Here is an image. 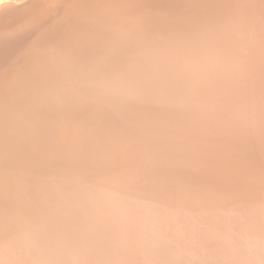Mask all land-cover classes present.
Masks as SVG:
<instances>
[{
    "label": "clouds",
    "instance_id": "obj_1",
    "mask_svg": "<svg viewBox=\"0 0 264 264\" xmlns=\"http://www.w3.org/2000/svg\"><path fill=\"white\" fill-rule=\"evenodd\" d=\"M244 49L237 56L207 35L156 36L96 80L98 102L159 113L117 139L109 166L21 185L0 216V264H264V197L232 202L161 179L208 125L254 122V37Z\"/></svg>",
    "mask_w": 264,
    "mask_h": 264
},
{
    "label": "bare ground",
    "instance_id": "obj_2",
    "mask_svg": "<svg viewBox=\"0 0 264 264\" xmlns=\"http://www.w3.org/2000/svg\"><path fill=\"white\" fill-rule=\"evenodd\" d=\"M96 1L98 0H29V2L23 4L22 6L20 5L21 7H15L11 11H8L0 16V24L4 25L6 28H10V26L20 27L21 24L23 25V23H25L30 16L41 15L45 13L49 7L53 8L49 10V13L45 14L46 16L51 14L53 10L55 12L61 10L60 12H62L63 10L65 11L66 7H70V9H67V13L63 14H67L63 18H61L63 16L61 13L58 14L57 18H61L59 21H56L52 25H49L48 23L45 27L42 25L44 28H41V30L38 29V31H36L35 29V35H39L37 33L41 32L40 35L43 33V36L40 37L39 35L37 39L33 40V46L29 47V49L27 48L28 51L26 50V54L23 55L25 48L19 49L18 47V51L15 53L13 58L10 56L11 59L0 60V148L5 149L2 152L0 151V171L2 170L0 175L3 177L5 176L10 181V184L5 186L6 189L4 187V189L6 191L9 190L10 193L7 195L0 194V200L6 199L4 200L5 204H0L1 216H3L6 211H10L19 187L23 184L31 183L36 177L30 167L39 159L38 155H45L44 158H48L47 161L49 167H47L49 169L46 168L45 170L47 175L56 174L60 170L66 168V166L69 167V163L74 165V167L87 169L95 168V164H97L98 161L103 162L105 166H109L111 161L106 159V157L113 149L117 139L126 134L124 132H128L130 130L131 127H128L129 123L133 126L137 121H140L142 119L138 116L140 113L143 114V116L145 114L149 119L155 118V114L159 113V110L154 108V110H152V108L140 109L137 114H131L126 117L128 110H110L103 119L98 121L101 125L99 126V123L96 125L95 131L92 132V135H89L85 144L82 143L79 145L78 141L71 143L66 140V145H63V150L60 153H57L56 150L55 153L54 151L52 152L51 148L52 146H55H51L48 143V140L51 137L49 128H51L50 126L52 121L50 119V114L54 112V107L51 105L50 107L48 103L51 102V100H57V97L67 99L66 96H69V93L66 89L69 86H81L82 80L79 78L82 77L80 65L83 59H90L91 55L87 56L86 54H88V51L92 49V46L100 40L95 33H100L101 31L103 32L107 23L106 21L100 19L99 15L101 8L95 6ZM99 1L103 2V0ZM113 1L115 0H112V2ZM220 1L222 2L223 0ZM259 1L262 2V0ZM146 2L148 1L146 0ZM253 3L254 5L256 4V2ZM254 5L247 4V7L245 8V13L247 14L239 15L237 24L234 23L232 27L230 26L231 24L225 23L224 25L217 24L221 28H218L216 25V29L211 28V24L214 23L209 21L210 18L212 19L209 12L206 14L208 19L202 23H196L195 29L190 33V31L186 30L183 22L186 24L195 23L194 21H191L192 19L188 18V21H186L187 19H182L180 17V20L183 22H177L166 17L163 18V21H161L162 18H158V15L154 14L156 11L150 10H148L150 18L144 17L145 19H142L143 21H139L134 24L135 20H132L133 17L131 15H133L134 12L135 14L136 12L139 13L143 7L140 9H134L130 0H117L116 5H113L114 7H112L111 11L109 10L111 12V15L109 16L111 19L109 20L110 23H115V21L119 22L120 26L117 29H111L113 32L111 34L112 37L107 35L109 37L102 38L101 41L110 43L114 37L116 41L120 43L118 44L119 48H122V50H125L127 53L130 52L135 56L144 41L152 39L156 36H167L169 34H175L178 36L207 35L209 38L215 39L222 47L221 42L227 37L234 36L231 40L224 42L227 43L226 46L228 43L231 44L235 37L237 38L238 36L240 39V35H247V39L250 36L259 38L256 39V52L258 49V52H264V30H261L264 29V27L260 29L259 26L261 24L257 25L256 22L258 19H262L260 17L261 12L253 10L255 8ZM211 14H214V12ZM222 19L227 21L223 17L219 20ZM146 21L148 22L147 26H151L152 28H149L151 29V32L148 34V37L144 38L140 28H144L141 23ZM176 22L177 24L175 25ZM20 28H24V25ZM7 30H5V32ZM28 31L29 29L26 32ZM34 32L31 33L34 35ZM1 34L4 36L3 33ZM6 35L7 34H5L4 37H6ZM22 35L24 36V34ZM1 39L3 40V38L0 37L2 44ZM5 41L7 44V40ZM12 43L14 44V42ZM12 43H10V45ZM234 43H237V41H234ZM244 44L245 43H241L240 47L242 49L238 51V55L245 50ZM112 53L115 54V51H112ZM17 54L19 55V59L22 60V64L19 65V67L16 65L12 69H8L9 62L15 58L18 59ZM109 56V52L105 51L101 55V58L107 59ZM130 58L131 56L123 59L122 65L124 66ZM256 61L261 65V70H257V73H259L260 76L256 78L254 84H256V86L263 87L264 56H261L260 58L256 57L255 62ZM112 72L113 69L111 68V72L108 71L104 78L110 76ZM48 97L50 99L47 103ZM91 98L92 97L75 100L78 107H82L83 115H86V109L92 106L91 103H87V101ZM50 110L53 111L50 113ZM257 116L258 114L255 112L254 122H258L259 119ZM70 121L72 120H70L69 116L64 125L67 126V123ZM224 123L225 122L213 124L216 128V134L227 131L224 129ZM81 126H84V124L81 123ZM103 126H105V132H99L98 129L101 130ZM263 130L264 128L262 127L259 131V135L253 133L252 131L249 136L247 135L248 133L245 134L246 128L244 126L240 127L237 125L236 131L234 129V134H231L232 139L235 141L237 148L239 149V151H237L239 155L236 156L237 160L234 159V162H236L238 166L240 165L242 168L241 173L245 174L244 180H242L243 178L241 179L243 182L239 181L243 185L245 183L248 184L250 182L249 179L254 181V183L259 180L253 176L252 171L254 170V172L260 173V169L258 170V168L261 167L264 161V143L261 144L260 140L264 138ZM202 134L204 135L202 136ZM94 135L95 139L93 138ZM205 135V130H202L199 133L197 143L192 150L197 153L199 149L202 150L203 154L201 153V156L203 157V160H207L208 155L218 146L217 143L211 144V142L214 141L213 139L207 140L206 138H203ZM248 139L253 142L248 143ZM96 143H99V145ZM63 144H65V142H63ZM76 146H78L75 151L76 158H74V161L71 163V157L69 154ZM49 152L54 153L53 158L51 157L53 154L51 155ZM194 154H192V156ZM11 161H15L16 165L13 166ZM225 167L226 165H223L222 169ZM9 169L13 170V172L9 171ZM218 173L221 175V178L219 177V181L222 184V194L227 195L232 189L231 187H228L229 182H233V180L238 181V179L227 174L226 168L223 172L219 171ZM12 179L14 180L12 181ZM215 180L216 174L214 175V179L212 181L215 182ZM226 184L228 186H226ZM239 193L240 192L238 191L234 192V194L237 195H239Z\"/></svg>",
    "mask_w": 264,
    "mask_h": 264
},
{
    "label": "rangeland",
    "instance_id": "obj_3",
    "mask_svg": "<svg viewBox=\"0 0 264 264\" xmlns=\"http://www.w3.org/2000/svg\"><path fill=\"white\" fill-rule=\"evenodd\" d=\"M116 1L117 0H115L113 2H112V0H103V2H101L98 0L95 3V6L101 8L100 15H99L100 19L106 21L107 23L103 29V32L101 31L100 33H95L96 36L98 38H100V40L95 45L92 46L93 50L90 49V51H88V54H86L87 56L91 55L90 59L89 60L83 59L81 65H80L82 77H79V78L82 80L81 86H69L66 89V91L69 93L68 94L69 96H66L67 99L57 97L58 98L57 100H51V102H49L50 98L49 97L47 98V103L49 102L48 105L49 106L51 105L54 107V112L52 114H50V119L52 121L51 126H50L51 128H49V130L51 132V137L48 140V143L51 146L52 145L55 146V147L52 146V148H51L52 152L54 151V153H55V150L57 153L58 152L60 153L63 150V145H66V140L68 142H71V143L78 141L79 145L82 143L85 144L86 143L85 141L89 137V135H92V132L95 131V129H96L95 127L99 123L98 121L100 119H103L104 116L110 110L116 111V109L110 108L109 106H106L105 104L98 102L96 99V93H95V89H94V85H95L96 80L103 79L105 77V74L108 71L111 72V68L114 71L118 68L123 67V65H122L123 61L122 60L126 59V57H129V56L133 57L134 56L130 52L127 53L125 50H122V48H119L118 44H120V43L117 42L114 37L110 43L101 41L102 38L109 37L107 35L111 36V34L113 33L111 29H117L120 26L119 22L115 21V23H112V22L110 23V20H109V19H111V18H109V16L111 15L110 11L112 10V7H114L113 5H116ZM147 1L148 2H146V0H130V3H132V5H133L132 7H134V9H136V8L140 9L143 7V9L139 13L136 12V14H135V12H134V14L131 15L133 17L132 20H135L134 24H136L139 21H143L142 19L150 18V15L148 13V10H150V11H156V13H154V14H157L158 18L159 17L162 18L161 21H163V18H166V17L170 18L171 20L177 21V22H183L182 20H180V17L182 19H187L186 21H188V18L192 19L191 21H194L195 23L186 24L185 22H183V25L186 27V30L190 31V33L193 32V30L195 29L196 23H202L208 19V17H206V14L209 12H210V15L212 17V19L210 18L209 21L211 23H214V24L210 23L211 28L216 29V26L218 28H221L217 24L224 25L225 23L231 24L230 26L232 27V25L234 23L237 24V20L239 19L238 18L239 15L247 14V13H245L246 12L245 8L247 7V4L254 5L253 2H256V4L254 5L255 8L253 10H255L256 12L260 11L261 12L260 17L262 18V19H258V21H256V22H257V25L261 24L260 25L261 27L259 26L260 29L262 27H264V17H263L264 16L263 15L264 14V0H262V2L259 0H223L222 2L220 0H153V2H152V0H150V1L147 0ZM27 2H29V0H0V16L7 13L8 11H11L15 7H21L23 4H25ZM149 2H150V4H149ZM153 3H155V4H153ZM51 8H53V7H51ZM51 8L49 7V9L46 10L45 13H43V14L40 13L41 15L30 16L25 21V23H23L25 29L20 28L23 26L21 24V26L19 25L20 27H18V26H16V27L10 26V28L7 27L9 30L8 31L4 25L0 24V26L2 28L3 27L5 28V29L4 28L2 29L0 27V29H2L0 31H4V32H0V35H1L0 37L3 38V40H4L3 41L1 39L2 44L0 41V44H1L0 45V47H1L0 48V50H1L0 51V60L11 59V57L13 58L15 53H17V51H18V47H19V49L25 48V50L23 51L24 52L23 55L26 54L29 47L33 46L32 45L33 40L37 39L41 33V32H38L37 34H39V35H35V32H34L35 29H36V31H38V29L41 30V28L43 29L46 25H48V23H49V25H52L53 23H55L56 21H59L61 18H63L65 15H67V14H65V15H63V14L67 13L68 8L70 9V7H66L65 11L63 10L62 12H60L61 10L56 11V12L53 10L51 14L46 16L45 14L49 13L50 12L49 10ZM212 12H214V14H211ZM59 13H61L63 15L61 18L60 17L57 18ZM142 13H146V14H142ZM192 15H193V17H192ZM8 16H10V15H8ZM222 17L227 21H224L223 19L219 20ZM216 21H218V22H216ZM177 22L175 23V25L177 24ZM147 23H148L147 21L141 23L144 26V28H140V31L143 33L144 38L148 37V34H150V32H151V29H149V28H152L151 26H147ZM163 23H162V27H163ZM35 24H37V25H35ZM169 27H171V26H169ZM28 29L30 32L29 31L26 32ZM158 29H159V27H158ZM5 30H7V31L5 32ZM18 30H19V33H18ZM24 30H26V31H24ZM217 30H219V29H217ZM261 30H264V29H261ZM109 31H111V32H109ZM31 32H34L35 36ZM1 33H3L4 36H5V34H7L6 37H4ZM13 33H15V34H13ZM22 34H24V36ZM15 35H17L19 38ZM26 36H28L29 38ZM41 36H43V33L40 35V37ZM184 36H187V35H184ZM7 37H9V38H7ZM233 37L234 36H230V37L225 38V40H223L221 42L222 48L223 47L231 48V50L233 51V53L235 55L243 56L245 53V50H243L239 55H238V51L242 49L240 47L241 43H245L247 41V35H240V39L238 38V36H237V38L235 37L231 43L234 45H231L228 43V45L226 46L227 43H224V42L231 40ZM10 39H11V41H10ZM256 39H259V38H255V41H256ZM5 40H7V44H6ZM16 41H18V42H16ZM234 41L235 42L237 41V43H234ZM12 42H14V44ZM10 43H12V44L10 45ZM23 46H25V47H23ZM120 46H122V45H120ZM105 51H108L109 55H110L107 59L101 58V55ZM112 51H115V54L112 53ZM258 51H259V49H258ZM258 51L256 52V57L260 58L261 56H264V52H258ZM20 56H22V55H20ZM17 57H18V59L15 58L14 60L9 62V65H8L9 68L8 69H12L16 65H17V67H19V65L22 64V60L19 59L18 54H17ZM257 70H259V71L261 70V65L259 63H257V61H256L255 65H254V83L256 81V78H258V76H260V74L257 73ZM83 79H85V80H83ZM75 85H76V83H75ZM254 88H255V94H256V98H257V107L255 109V112L258 114V116H257V118L259 119L258 122L255 121V122H252L251 124H233V123L225 122L224 123L225 124L224 129H226L227 131H223L220 134H218V133L216 134L215 125H213V124L208 125L207 127H205L203 129L206 131V135L203 138H206L207 140L213 139L214 141H212L211 144H216V143L218 144L216 149L208 155V159L203 160V157L201 156L202 150L199 149L198 153L192 151L188 158H186L185 160L180 162L172 170L165 173L161 177V179H163L167 182L187 183V184L195 185V186H198L201 189L205 190L208 193H213V194L224 196L232 202H238V201L247 200L250 198L259 200L262 197H264V174H263L264 173V161H263V164L261 165V167L258 168V170L260 169L259 170L260 173H256V172H254V170L252 171L253 176L255 178H258L259 180H257L256 183H254V181L249 179L250 182L248 184L247 183H245L244 185L241 184L239 181L244 180L245 174L241 173L242 168L240 167V165L238 166V164L236 162H234V159H236V156L239 155L237 152V151H239V149L237 148V145L231 136V134H234V129L236 131L237 125L240 127L244 126L246 128V133L245 132L244 133L245 134L248 133L247 135H249V136H250V133L252 131H253V133H256L259 135L260 129H262V127L264 128V108H262L259 104L260 97L264 96V86L260 87V86H256V84H254ZM88 97H92L89 101H87V103H91L92 106H90L88 109H86V115H83L82 114V112H83L82 107L81 106L78 107L75 100H80V99H84V98H88ZM50 109H53V108H50ZM139 110L140 109L128 110L126 113V117L131 115V114H133V115L137 114L139 112ZM152 110H154V109L152 108ZM52 111L53 110H50V113ZM156 115L157 114H155V117H156ZM69 116H70V120H72V121L67 123V126H66V125H64V123L69 118ZM138 116L142 118L141 120H148L149 119L148 117H146L145 114L143 116V114L140 113V114H138ZM88 119L93 121V122L89 121ZM75 123H77V124H75ZM81 123L84 124V126H81ZM100 125H101V123H99V126ZM128 127H132L131 123H129ZM250 127H251V129H250ZM98 131L99 132L100 131L105 132V126H103V128L101 130L98 129ZM109 131H108V133L110 134ZM263 132H264V130H263ZM124 133H127V132H124ZM112 134H114V133H112ZM203 135L204 134H202V136ZM93 138L95 139V135L93 136ZM263 139H260L261 144L264 143ZM249 140L250 139H248V141L247 140L246 141L248 143L253 142L252 140H250V141ZM63 142H65V144H63ZM96 144L99 145V143H96ZM77 148H78V146H76L72 150V152L69 154L71 157V163L74 161V158H76V152L75 151ZM3 150H5V149L0 148L1 152ZM52 152L51 153L49 152V153L51 155L53 154L51 156L53 158L54 153H52ZM192 154H194V155L192 156ZM44 156L38 155L40 160L38 159L34 163V165H32L30 167L33 170V174H35L36 176L47 175L45 170H46V168L49 167L48 161H47L48 158H44ZM11 163L13 164V166L16 165L15 161H11ZM223 165H226L225 168H226L227 174H229L232 177H236L238 179V181L233 180V182H229V186L226 184V186L232 188L230 190L231 194L228 193L227 195L222 194V191H221L222 184L219 181V177L221 175H219L218 172L219 171L223 172V170L225 169V168L222 169ZM33 166H34V168H33ZM103 166H105L103 162L98 161L97 164H95V168L96 167H103ZM69 167H74V165L69 163ZM69 167L66 166V168H69ZM9 171L13 172V170H10V169H9ZM0 172H2V170ZM16 172H17V170H16ZM215 174H216V180H215V182H213L212 180L214 179ZM13 180L14 179H12V181ZM222 183H223V181H222ZM251 183L253 186L251 185ZM7 184L9 185L10 181L5 176L3 177L0 175V194L7 195L10 193L9 190H7V191L5 190L6 189L5 186ZM258 184H260V185H258ZM4 187H5V189H4ZM237 191L240 192L239 195L234 194V192H237ZM230 195H231V197H230ZM231 198L233 200L235 198V200H237V201H235V200L233 201ZM4 200H6V199L0 200V204H3V203L5 204ZM0 216H1V214H0Z\"/></svg>",
    "mask_w": 264,
    "mask_h": 264
}]
</instances>
